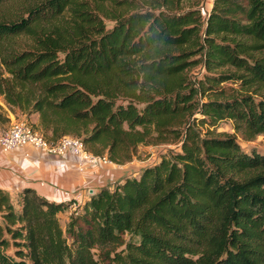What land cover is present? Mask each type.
Here are the masks:
<instances>
[{"label": "trees", "instance_id": "obj_1", "mask_svg": "<svg viewBox=\"0 0 264 264\" xmlns=\"http://www.w3.org/2000/svg\"><path fill=\"white\" fill-rule=\"evenodd\" d=\"M0 97L112 164L179 145L65 227L61 204L0 189V264H264V149L212 129L264 135V0L205 18L194 0H0Z\"/></svg>", "mask_w": 264, "mask_h": 264}, {"label": "crops", "instance_id": "obj_2", "mask_svg": "<svg viewBox=\"0 0 264 264\" xmlns=\"http://www.w3.org/2000/svg\"><path fill=\"white\" fill-rule=\"evenodd\" d=\"M6 116L9 124L15 119L11 113ZM29 118L28 121L37 126V115ZM78 164L79 160L72 154L46 156L33 148H19L6 153L0 150V189L11 197L29 189L50 203L65 204V207L68 206L65 217L67 221L69 215L88 199L84 197L85 188L91 186L92 180L102 174L93 168L81 172ZM55 187L68 190L76 196L71 199L74 202H69V198L55 192Z\"/></svg>", "mask_w": 264, "mask_h": 264}, {"label": "rangeland", "instance_id": "obj_3", "mask_svg": "<svg viewBox=\"0 0 264 264\" xmlns=\"http://www.w3.org/2000/svg\"><path fill=\"white\" fill-rule=\"evenodd\" d=\"M213 0H194L195 6L200 10L201 15L205 18L212 7ZM106 29H109L113 24L112 23H105ZM190 75L194 78L200 79L204 75V69L202 66H197L190 71ZM234 87V86H233ZM0 106L4 111H6V115H8L9 111L4 107L5 105L2 102V98L0 97ZM14 116V115H13ZM14 121L19 122H27L30 126H34L33 129L36 128L34 123H31L30 120L28 121L27 117L18 114L17 117H14ZM29 118V117H28ZM30 119V118H29ZM9 123H0V134L5 132L8 127ZM216 133H225L233 135L236 138L238 144L245 150L250 151V149H254L256 151L261 152L264 149V135H259L256 138L250 141H244L239 133H236L233 130L231 122L225 121L220 122L212 128ZM37 130V128L35 129ZM38 131V130H37ZM39 132V131H38ZM40 133V132H39ZM72 137V136H71ZM179 148L177 144H161L157 146H139L136 150V154L132 161L118 165V164H97L93 167L95 170L101 171V175L96 177L92 180L91 186L87 189L85 188L84 197L88 198L89 196L97 193L100 189H109L112 190L116 185H118L121 180L125 178H138L139 173L148 166L154 165L159 159L167 155L170 152H175ZM88 191H91L89 193ZM69 202H74L70 199ZM70 204V203H68ZM62 209L59 213V222L62 227L66 225V215H67V207L65 204L62 205ZM74 207V206H73ZM72 207V208H73ZM77 209V208H76ZM78 210V209H77Z\"/></svg>", "mask_w": 264, "mask_h": 264}, {"label": "built area", "instance_id": "obj_4", "mask_svg": "<svg viewBox=\"0 0 264 264\" xmlns=\"http://www.w3.org/2000/svg\"><path fill=\"white\" fill-rule=\"evenodd\" d=\"M19 148H33L46 156H65L72 154L79 160L78 170L84 171L88 167L97 164H110L105 156H95L85 150L81 139L66 136L51 144L29 124L25 122L12 121L8 129L0 134V150L4 153ZM55 192L62 194L65 198L74 199L68 190L54 188ZM91 193V191H88Z\"/></svg>", "mask_w": 264, "mask_h": 264}]
</instances>
